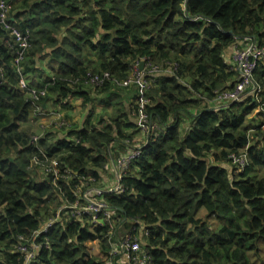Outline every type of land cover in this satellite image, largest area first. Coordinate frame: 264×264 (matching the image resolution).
I'll return each instance as SVG.
<instances>
[{"label":"trees","instance_id":"16d2710c","mask_svg":"<svg viewBox=\"0 0 264 264\" xmlns=\"http://www.w3.org/2000/svg\"><path fill=\"white\" fill-rule=\"evenodd\" d=\"M12 4L8 22L28 33L30 47L17 69L13 41L0 24V264H25L14 252L19 238L31 241L56 216L62 195L74 201L80 188H104L97 185L101 171L133 147L141 133L138 93L126 105L120 92L131 88L106 82L101 97H91L87 80L109 72L122 82L143 60L150 82L144 111L157 129L124 175L125 192L107 196L116 227L89 231L66 217L49 229L48 245L45 236L37 239L43 247L31 264H105L112 236L142 232L141 225L149 230L145 250L153 264H256L264 242V62L255 73L258 97L218 108L216 96L238 82L225 58L237 40L264 48V0ZM148 63L161 72L151 75ZM33 92L46 94L37 101ZM79 97L85 106L100 99L114 109L97 123L90 115L61 138L46 134L31 143L27 127L37 105L63 107ZM243 151L250 162L237 172L230 157ZM35 159L59 163L57 185ZM213 221L222 226L213 228ZM94 242L103 258L90 253Z\"/></svg>","mask_w":264,"mask_h":264},{"label":"built area","instance_id":"2783aa9c","mask_svg":"<svg viewBox=\"0 0 264 264\" xmlns=\"http://www.w3.org/2000/svg\"><path fill=\"white\" fill-rule=\"evenodd\" d=\"M20 0H0V24L4 26L10 32L13 40L11 48L15 55V66L17 69L21 67L27 52L30 47L29 35L27 32H23L20 29L13 27L9 24L8 18L12 9V3H17ZM145 61V60H144ZM260 62H264V48L259 47L258 44L251 40L248 44L244 45L243 42L237 40L233 48L232 53V66L237 69L238 82L233 88L217 92L216 104L222 108L225 105H231L235 103H242L246 97L250 95L259 96L261 87L255 82V73L258 69ZM147 70L151 75H157L161 72V69L157 66H152L151 63L147 64ZM171 74L172 70L166 71ZM147 74L144 70L141 71L138 65L132 72V74L123 80L122 82L114 79L109 72L102 74H89L87 83L95 88H101L106 82H113L122 88L137 89L140 95V112H139V127L143 136L147 137L150 133V120L145 113V106L150 103L149 100L143 97L144 93L150 86V82L147 79ZM20 87L25 89L27 87L26 81L21 77ZM34 97L39 101L40 96H44L46 92L37 95L33 92ZM264 112V107L261 108ZM51 115L61 116V113H53ZM45 115V108L42 105H37L35 110V116ZM59 123L60 127L65 125V121ZM58 127V126H57ZM43 138L42 135L31 136V143L37 145ZM145 145V144H144ZM144 145L133 146L129 151L120 154L112 161L115 169L116 183L107 188L89 187V183H86V190L81 188L75 194L76 200L70 201L65 195H62L61 204L58 208L56 216L51 218L42 225V228L32 235L31 241L25 240L23 237L19 238L18 244L15 246L14 252L17 254H24L25 264H31L38 257L43 245L38 244L36 241L40 236H45L46 245H48L47 234L49 229L56 223H63L62 221L66 217H72L71 219L81 224L84 229L94 231L89 227L91 223L93 227L98 228L109 223L111 229L116 227L119 216L115 209H112L107 201V196L112 194H122L125 192V187L122 183L124 175L128 172L131 166L142 156ZM44 159L46 155H44ZM231 165L237 172H243L249 165L250 158L246 151L239 154H232L230 157ZM33 165H42L49 172H53L54 183L57 185V179L60 177V166L57 161H51L50 166H47V160H43V163L39 159H35ZM47 173V175H48ZM93 179H90L91 181ZM95 182V181H94ZM99 183L97 182V185ZM116 221V222H115ZM138 223V222H137ZM63 226V225H62ZM111 230L110 235H113ZM139 233H129L124 237L115 238L112 236L110 239L111 249L110 257L105 264H119L117 258L118 253H124L129 264H153L152 255L145 250L147 245H144V239L149 235V230L144 225H141ZM112 242H115V246Z\"/></svg>","mask_w":264,"mask_h":264},{"label":"rangeland","instance_id":"374dc122","mask_svg":"<svg viewBox=\"0 0 264 264\" xmlns=\"http://www.w3.org/2000/svg\"><path fill=\"white\" fill-rule=\"evenodd\" d=\"M47 72L51 73L49 70ZM94 90H97V91H94ZM100 90H101V88L92 87V89L90 90L93 92L91 97H93V96L101 97L100 96V94H101ZM131 90L135 91V93H137V91L134 89V87L131 89H128L126 91H122L120 93H124V92L128 93L129 95L127 96V99H129L130 95L132 94ZM129 101H131V100H129ZM113 106H114L113 103H111L109 106H106V104L103 101H101L100 99L94 100L93 103H88L85 106L82 98H80V97L79 98H73L72 100H70L68 106L64 105L62 107V104H59V107H57V111H59V113H61L60 117L57 115H53V116L50 115V117H39L35 123H31L27 128L29 130H31L32 136H37L39 134L44 133V131H45L44 136L46 134H52V136L55 138H61L62 131H60V129L57 128V126L59 128H62L59 125V123L62 121L61 119L64 120V118H65V120H66L65 122L67 124H69L73 128H79L82 125L83 121H85V119H88L90 115H92L95 123H97L99 121V119L102 115H105V117L108 118V114H110L114 109ZM259 120H260V118H259ZM42 126L44 129H42ZM48 127H50V129H53V131H55V132L54 133H51V132L48 133V131H49V129H47ZM152 127H153V129H152ZM156 129L157 128L155 125L150 126L149 135H151L152 132H154V130H156ZM63 130H65V129H63ZM158 132L162 133L161 130H159ZM147 139H148V136H147ZM147 139L145 136L142 135V133H139L138 138H137V142H135V143L133 142L132 144H133V146L144 145V144H146ZM30 141H31V138H30ZM226 167L228 168V166H226ZM115 183H116L115 173L113 172L112 166L110 163L107 165L105 171H101V179H100V182L98 185L107 188L108 186H112ZM54 208L58 209L59 207L57 205H54ZM54 212H55V209H54ZM201 216L206 217V211L205 210H202ZM44 223H47V221H45ZM220 225L221 224H219L217 221H213V228L218 230L220 228ZM89 227L92 230L96 229L95 227H93V225L91 223L89 224ZM125 235L126 234L124 233L123 237ZM112 243L115 246V242H112ZM88 247H89L90 253L93 256H96L98 258H103V255L101 253V246H100L99 242L89 243ZM261 248H262V253L260 254V256L257 257L256 264H264V242L262 243ZM111 249L113 250L112 247H111Z\"/></svg>","mask_w":264,"mask_h":264},{"label":"crops","instance_id":"0c3cea01","mask_svg":"<svg viewBox=\"0 0 264 264\" xmlns=\"http://www.w3.org/2000/svg\"><path fill=\"white\" fill-rule=\"evenodd\" d=\"M10 24V23H9ZM10 25H12V24H10ZM13 27H15L14 25H12ZM17 28V27H16ZM6 31L9 33V35H10V32L6 29ZM10 38L12 39V37H11V35H10ZM13 41V40H12ZM233 48H234V46L233 47H231L227 52H226V55H225V58H226V62L227 63H231L232 62V53H233ZM132 91V90H131ZM132 93H135V91H132ZM138 93V92H137ZM125 95V96H124ZM129 94L128 93H126V92H124V93H121V98H122V100L125 102V104L127 105V104H129V102H131V101H129V99H127V96H128ZM138 96H139V100H137V105H139L140 106V95H139V93H138ZM132 98H133V96H132ZM218 106V105H217ZM44 108H45V115H41V116H34V118H33V120H32V122L31 123H35L36 122V120L39 118V117H50V115H51V111H57V107H59V105H57V104H52V103H48V106H43ZM219 107V106H218ZM54 119V118H53ZM64 121H66L65 120V118H64ZM139 116H137V125H139ZM83 123H84V121H83ZM83 123H82V125H83ZM82 125H81V127H82ZM80 127V128H81ZM58 129H60V131H62V136H65V135H67L66 134V131L68 130V129H70V128H73L72 126H70L69 124H67L66 122H65V126L64 127H62V128H59V127H57ZM42 129H44L43 128V126H42ZM47 129H49V131H48V133L49 132H51V133H54L55 131H53V129H50V127H48ZM63 129H65V130H63ZM44 134H45V131H44V133H42V134H39V135H42L43 137H44ZM32 136V135H31ZM137 138H138V134H137V136H135V139H134V143L135 142H137ZM123 153H125V152H123ZM123 153H119V155L120 154H123ZM118 155V156H119ZM110 164V163H109ZM111 166H112V170H113V172L115 173V169H114V167H113V164H112V162H111ZM126 234H128V233H126ZM144 245H147V244H145V239H144V243H143ZM117 260H118V262H119V264H129V262H128V258H127V256L124 254V253H118V258H117Z\"/></svg>","mask_w":264,"mask_h":264},{"label":"water","instance_id":"95a60500","mask_svg":"<svg viewBox=\"0 0 264 264\" xmlns=\"http://www.w3.org/2000/svg\"><path fill=\"white\" fill-rule=\"evenodd\" d=\"M139 68H140L141 71L144 72V70H145V61H144V60H143L142 62H140V64H139ZM218 108H219V107H218Z\"/></svg>","mask_w":264,"mask_h":264}]
</instances>
